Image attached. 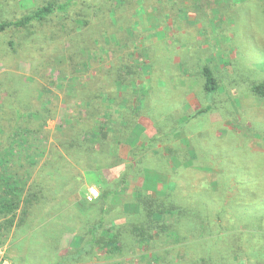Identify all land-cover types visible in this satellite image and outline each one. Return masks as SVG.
<instances>
[{"label": "rangeland", "instance_id": "1", "mask_svg": "<svg viewBox=\"0 0 264 264\" xmlns=\"http://www.w3.org/2000/svg\"><path fill=\"white\" fill-rule=\"evenodd\" d=\"M49 3L0 30V162L50 188L0 264H264V0H0V24ZM102 128L108 165L73 146ZM149 197L170 233L141 243ZM100 215L120 250L88 252Z\"/></svg>", "mask_w": 264, "mask_h": 264}, {"label": "trees", "instance_id": "2", "mask_svg": "<svg viewBox=\"0 0 264 264\" xmlns=\"http://www.w3.org/2000/svg\"><path fill=\"white\" fill-rule=\"evenodd\" d=\"M57 12V6L49 3L43 5L42 7L36 9L34 12L23 16L21 19L0 24V30H4L8 26H19V27H27L29 25L34 24L35 22L45 23V20L54 15ZM205 74L207 76L206 88L208 90L214 89L216 86V79L212 70L207 67L205 69ZM254 93L259 96L260 98L264 99V82L255 84L253 86ZM100 131H103L101 134ZM96 134V136L94 135ZM94 139L90 138L89 140L85 137L78 138L76 142L73 144L77 150L80 149H87L88 148V158L89 162L92 163L96 161L97 163H102L101 165H108L109 163L103 159L98 157L101 155L100 151H96L95 145H99L101 148L100 141L107 138V133L105 128L99 129L97 132L92 133ZM93 140V142H92ZM95 140V141H94ZM98 140V142H97ZM77 141H79L77 143ZM24 144L27 143V140L24 138L22 139ZM92 142V143H91ZM77 143V144H76ZM98 154H97V153ZM96 153V154H95ZM95 156V157H94ZM96 158V159H95ZM2 162H5L3 160ZM90 168V167H89ZM29 178L21 176L18 172H10L7 169L6 164H2L0 162V241L1 243H6V241L10 238L13 229L17 226V217H20L21 223H25L27 218L30 215L31 208L35 205L40 203L43 199L46 198V191L49 190V186L45 184L43 181H34L31 184H28ZM112 193L111 191H104L100 198L101 206H103L107 201L109 194ZM145 204L146 206V213L147 218L140 223H136L134 226V231L136 232L137 239L143 243V241H153L158 233L169 234L170 230L167 228V221L164 217L166 214V209L160 207L162 203H160L156 198L149 197L146 199H138V206L139 208ZM159 205V206H158ZM155 206V207H154ZM155 208V209H154ZM173 210V209H172ZM171 211V210H170ZM175 211V210H173ZM186 211V210H185ZM184 211V212H185ZM20 212V213H19ZM182 212V216L184 214ZM171 215L175 213L172 211L170 212ZM181 216V219H182ZM165 218V219H164ZM205 220L208 218V215H204L203 217ZM200 218V219H201ZM183 220V219H182ZM183 222V221H182ZM104 220L103 216L100 215L99 223L92 226L90 230V239H88V252L94 247H102V244L110 247V252H116L120 250L118 248V239L117 236L109 237L111 233L110 230H105L104 227ZM182 227V228H181ZM202 229L203 226L201 225ZM182 229H186V227L180 226V231ZM101 230V235L99 234ZM183 231V230H182ZM107 234V235H106ZM161 235V234H160ZM108 237V239H106ZM213 235L206 236L203 240L205 246L203 247V254L204 256L208 253L211 248L208 247V243L212 241ZM203 264H206L207 258L203 257L202 259Z\"/></svg>", "mask_w": 264, "mask_h": 264}, {"label": "built area", "instance_id": "3", "mask_svg": "<svg viewBox=\"0 0 264 264\" xmlns=\"http://www.w3.org/2000/svg\"><path fill=\"white\" fill-rule=\"evenodd\" d=\"M100 196V190L96 187L90 188L89 193H88V199L89 200H94Z\"/></svg>", "mask_w": 264, "mask_h": 264}]
</instances>
